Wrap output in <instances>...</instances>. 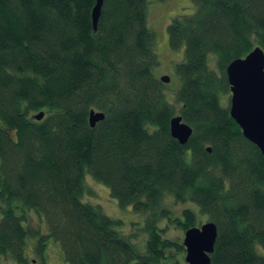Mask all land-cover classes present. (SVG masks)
<instances>
[{"label": "trees", "instance_id": "16d2710c", "mask_svg": "<svg viewBox=\"0 0 264 264\" xmlns=\"http://www.w3.org/2000/svg\"><path fill=\"white\" fill-rule=\"evenodd\" d=\"M191 1L167 27L169 49H184L170 95L147 0H103L96 30L95 0H0V264H47L51 241L66 264H177L168 229L203 219L210 264H264V157L222 104L227 66L264 52V0ZM90 111L104 114L93 127ZM86 175L142 226L84 202Z\"/></svg>", "mask_w": 264, "mask_h": 264}, {"label": "water", "instance_id": "95a60500", "mask_svg": "<svg viewBox=\"0 0 264 264\" xmlns=\"http://www.w3.org/2000/svg\"><path fill=\"white\" fill-rule=\"evenodd\" d=\"M103 0H95L92 9V26L96 30ZM229 85V113L241 129L243 137L258 148L264 157V52L254 48L242 59L231 62L226 70ZM160 80L167 84L168 76ZM44 114L34 116L40 121ZM104 119L101 112L90 111L89 124L93 127ZM170 135L180 145H186L192 134V129L182 121L181 116L170 120ZM210 152V148L206 149ZM217 237L216 226L212 222L202 223L184 231L182 246L185 251V264H210Z\"/></svg>", "mask_w": 264, "mask_h": 264}, {"label": "rangeland", "instance_id": "374dc122", "mask_svg": "<svg viewBox=\"0 0 264 264\" xmlns=\"http://www.w3.org/2000/svg\"><path fill=\"white\" fill-rule=\"evenodd\" d=\"M147 24L150 30H152L156 35V45L154 51L158 57L159 66L153 69L156 77L161 78L162 76H168L170 81L166 84L168 92L172 95V90H177L180 86V81L174 73V67L176 64L181 63L184 60V49L178 51H171L168 47V36L167 27L170 24L172 18L176 15H188L192 14L194 11V5L191 0H147ZM151 3V5H150ZM176 79V80H175ZM179 81V82H178ZM177 88V89H175ZM222 99V104H229L230 92L226 94ZM84 184L87 193L83 197V201L90 203L92 205H97L101 208L103 213L111 218L121 220L124 223V228L131 227V223L139 222L142 226L144 221V216L140 214H134L130 208H121L117 201L114 200L109 189L97 183L92 179L90 175L85 176ZM188 204L181 206L186 207ZM180 208V207H179ZM201 222L205 223L203 219ZM37 223V222H36ZM34 225L31 220V224L34 227H39L38 223ZM202 224V223H200ZM43 223V231H46V227ZM123 229L122 233L132 234L133 231ZM184 231H179L178 229L170 228L168 229V237L173 240H177L180 243L183 241ZM31 246V245H29ZM29 256V255H28ZM47 264H66L63 261L62 253L56 243L53 241L49 242L47 250L45 253ZM185 252L176 256L177 264H185L184 262ZM29 264H43L40 259L36 256L30 254ZM6 264H17L13 261H9ZM172 264V263H169Z\"/></svg>", "mask_w": 264, "mask_h": 264}]
</instances>
